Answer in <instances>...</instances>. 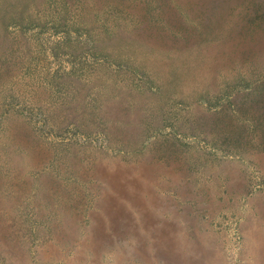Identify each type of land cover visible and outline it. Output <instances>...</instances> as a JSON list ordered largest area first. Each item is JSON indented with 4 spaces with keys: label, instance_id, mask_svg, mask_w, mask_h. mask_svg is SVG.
<instances>
[{
    "label": "rangeland",
    "instance_id": "rangeland-1",
    "mask_svg": "<svg viewBox=\"0 0 264 264\" xmlns=\"http://www.w3.org/2000/svg\"><path fill=\"white\" fill-rule=\"evenodd\" d=\"M0 264H264V0H0Z\"/></svg>",
    "mask_w": 264,
    "mask_h": 264
}]
</instances>
